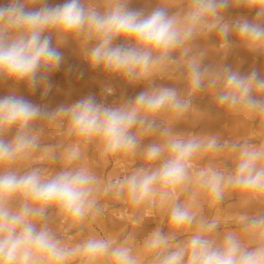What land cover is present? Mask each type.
I'll return each instance as SVG.
<instances>
[{
  "label": "clouds",
  "instance_id": "clouds-1",
  "mask_svg": "<svg viewBox=\"0 0 264 264\" xmlns=\"http://www.w3.org/2000/svg\"><path fill=\"white\" fill-rule=\"evenodd\" d=\"M131 3L0 4V85L10 82L0 96V264H264V133L253 144L174 127L194 111L196 97L207 95L264 128V75L204 64L210 51L226 53L233 37L246 52L264 56V0H157L150 10ZM229 8L254 17L228 20ZM213 35L214 44L201 45ZM69 42L92 69L148 87L119 103L90 94L53 110L18 95L21 84L48 94ZM164 78L173 82H154ZM43 123L56 124L71 142L42 144ZM89 146L105 161L127 156L142 163L121 178L102 179L81 163ZM224 151L234 154L230 168L194 167L201 154ZM46 160L61 166L50 170ZM231 193L242 195L244 211L238 227L222 230L204 207ZM109 197L137 212L161 210L167 229L156 226L139 245L134 234L75 239L73 230L84 233L105 215ZM129 219L139 224L143 217Z\"/></svg>",
  "mask_w": 264,
  "mask_h": 264
},
{
  "label": "rangeland",
  "instance_id": "rangeland-1",
  "mask_svg": "<svg viewBox=\"0 0 264 264\" xmlns=\"http://www.w3.org/2000/svg\"><path fill=\"white\" fill-rule=\"evenodd\" d=\"M57 1V2H56ZM11 0H0V4L10 3ZM52 5L63 3V0H48ZM136 5L145 6L152 4L153 7L157 5V0H136ZM155 5V6H154ZM170 9L169 11H174ZM226 19L235 21L240 18L251 20L254 17V12L229 8L225 13ZM216 36H211L207 41H201L202 46H211L216 42ZM121 41H117L120 43ZM208 43V44H207ZM212 43V44H211ZM53 45L55 46V37H53ZM73 46V47H72ZM76 45L69 42L62 47L60 51L63 53V61L55 72H53L49 79L52 83V88L46 96H42V88H37L34 92L30 91L26 85L18 86V95L24 96L35 103L40 104L48 110L55 109L62 103H73L87 95H94L97 101H102L105 104L119 103L124 99L134 98L139 92L143 91L147 84L127 85L119 77H110L100 69H92L88 63L83 60L78 52ZM206 57L205 65H216L218 63L230 65L233 70L239 69L242 73L250 72L256 69L261 75H264V56L249 53L243 50L236 42L235 37L232 38V46L226 53H217L215 51L209 52ZM156 84H169L173 81L168 78L157 79ZM113 88V94L106 91L107 87ZM10 82L0 85V96L8 94ZM125 93L123 96L121 93ZM194 111L176 122L174 127L176 130L191 132L193 135L204 136L208 134H219L223 139L231 142H240L248 140L250 143L256 144L259 142L261 133H264V128H261L259 119L250 117L245 114H232L218 108L212 99L207 95H200L193 100ZM43 131L41 132V143L44 145H63L71 142V139L63 134L61 128L56 124L43 123L41 125ZM11 134H9L10 138ZM151 138H146L144 144L149 143ZM59 151V149H57ZM234 159V154L224 151L220 153H204L198 156L195 160L203 167L215 164L221 167H231V161ZM33 161L32 163H35ZM82 164L94 169L102 179L121 178L128 174L135 167L140 166L142 161L138 157L119 156L110 158L107 161L98 156V152L94 146H89L85 149V158L81 161ZM44 164L50 170H58L61 166L59 160L44 161ZM124 167L125 171L120 172L119 168ZM124 173V174H123ZM242 195L240 193H231L219 206L220 217L222 222V230H231L238 225L235 218L244 211L242 205ZM212 205L205 203L204 214L212 216ZM213 206V207H214ZM132 209V208H131ZM147 208H142L138 212L132 209L133 214H139L143 217L141 223L137 224L135 229L119 227L109 219H106V231L114 236L123 238L129 234H134L136 243L142 241L144 236L155 228V223L150 217H145L143 211ZM157 219H159L160 226L167 229V217L159 209H151ZM149 221H148V220ZM86 231V230H85ZM79 233L73 230L71 235L75 239H82L87 235V232Z\"/></svg>",
  "mask_w": 264,
  "mask_h": 264
},
{
  "label": "bare ground",
  "instance_id": "bare-ground-1",
  "mask_svg": "<svg viewBox=\"0 0 264 264\" xmlns=\"http://www.w3.org/2000/svg\"><path fill=\"white\" fill-rule=\"evenodd\" d=\"M135 1L136 0H132V3L130 5V7H134V8L145 7L148 10H150L151 7H153L152 4H150V5L147 4L145 6H142V5L139 6V4L136 5ZM208 46H210V45L208 44ZM209 55H211V53H209ZM107 88H111L112 89V91H107L109 94L112 95L113 92H114L113 88L111 86L107 87ZM194 167L201 168L203 166H201V164L199 162L194 160ZM119 171L120 172H124L125 168L120 166ZM110 178H113V177H110ZM103 203H105V205H106V213H105V215L102 218H100V219H98L96 221H92V222L89 223V225H88V227H87V229L85 231V232H87V234L89 232H92V233L101 234V235H104V234L112 235L111 233L106 231V228H105L106 219H109L115 225H119V227H125V228H131V229H135L136 228L137 224L133 223L129 219L130 215H134L133 212H132V209L124 201L112 199V198L109 197V198H106L103 201ZM218 206H214V207H213V205L210 206V207H212V209H211L212 216L220 217V212H219ZM143 214H144L145 217H150L154 221L155 226H160V223L158 221L159 219H157V216L155 215V213L151 209H149V208L145 209L143 211Z\"/></svg>",
  "mask_w": 264,
  "mask_h": 264
}]
</instances>
